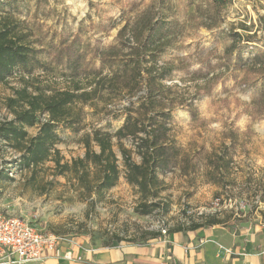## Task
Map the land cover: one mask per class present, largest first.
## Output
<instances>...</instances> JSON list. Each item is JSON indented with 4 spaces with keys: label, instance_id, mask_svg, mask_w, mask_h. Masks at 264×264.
Returning <instances> with one entry per match:
<instances>
[{
    "label": "rangeland",
    "instance_id": "374dc122",
    "mask_svg": "<svg viewBox=\"0 0 264 264\" xmlns=\"http://www.w3.org/2000/svg\"><path fill=\"white\" fill-rule=\"evenodd\" d=\"M158 1V0H157ZM183 27V36L177 43L175 54L167 57L177 68L171 94L176 101L171 123V136L182 150V155L194 159L195 172L183 174L178 168L164 174L166 191L161 201L170 206L169 213L156 211L151 216L136 214L139 204L136 190L126 183L122 149L130 152L134 162L140 163L135 142L114 140L121 179L96 206L91 200L83 201L75 181L55 176V164L47 163L34 182L29 174L12 172L14 182L0 181V208L9 216L27 219L47 233L62 238L61 244L76 238L88 239L96 247H105L114 238L125 244L146 242L149 232H162L163 236L178 226L203 222L207 216L218 214L227 225L240 228L245 223H264V117H254L252 97L254 89L241 85L242 73L219 68L230 46L229 32L241 35L256 34L259 44H250L244 59H250L252 48L264 51V0H221L218 10L223 23L214 30L199 27L214 0H173ZM3 2V1H0ZM156 0H27L17 11L23 30L32 42L42 48L60 40L85 47H106L115 42L118 29L109 31L113 22L125 13L137 12ZM218 3V2H217ZM219 4V3H218ZM220 8V9H219ZM202 12V13H201ZM195 16L193 18L192 16ZM102 23L100 26L99 23ZM246 25L251 33L241 31ZM39 43L36 45L39 48ZM43 54L47 67L36 73L37 82L53 89H65L70 73L65 63L59 64L54 50ZM211 61L208 65L207 62ZM201 70V71H200ZM22 87V75L0 84V121L11 119L4 102ZM144 95V92L140 94ZM131 101L138 106L137 98ZM128 99L105 106L95 102V107H83L84 119L81 134L102 128L117 132L124 124L123 109ZM136 108V107H135ZM39 125L28 129L31 136L38 133ZM64 143L58 149L64 162L83 158L85 150L76 141L70 129L58 130ZM233 148L234 160L225 179L229 186L207 183L210 161L225 147ZM9 155V160L17 159ZM220 195V199L217 198ZM217 195V196H216ZM238 228L236 229L237 231ZM241 230V229H240ZM166 232V234H164Z\"/></svg>",
    "mask_w": 264,
    "mask_h": 264
},
{
    "label": "trees",
    "instance_id": "16d2710c",
    "mask_svg": "<svg viewBox=\"0 0 264 264\" xmlns=\"http://www.w3.org/2000/svg\"><path fill=\"white\" fill-rule=\"evenodd\" d=\"M0 1H3L0 2V84L22 75V87L14 89L13 95L4 102L12 118L0 121V181L14 182L11 175L16 170L29 174L35 182L42 167L52 162L55 164L54 175L75 181L81 199L95 198L91 204L96 206L121 179L114 140L122 143L124 139H132L141 162H134L124 148L122 155L126 183L139 196L135 212L140 216H151L156 211L169 213L170 206L161 201V195L166 191L161 176L178 168L183 174L195 172L194 159L183 156L171 136L176 101L171 96L173 87L167 83L174 81L177 68L167 57L175 54L177 43L183 36L174 1L156 0L134 14H131L133 11L127 15L124 13L110 26L109 31L118 29V33L115 42L106 47H91L90 44L81 47L77 40L69 42L66 39L58 44L52 42L42 49L41 43L30 40L22 28L23 22L16 15L21 9L20 3L27 0ZM218 5L222 6V1L214 0L207 13L201 16L199 27L211 31L222 25L221 14L216 12L214 16L211 9L218 10ZM262 21L264 23V17ZM241 31L251 33L246 25H241ZM228 38L230 46L218 67L243 74L241 85L248 91L254 89L252 115L264 117V51L253 47V56L244 59L250 44L260 42L256 34L244 36L236 30L229 32ZM38 43L39 48L36 47ZM49 50L56 52L58 63H65L70 73L72 82L65 89H53L37 82L36 73L47 67L42 55ZM207 64L210 65L211 61ZM142 92L144 95L140 96ZM133 98H137L138 106L131 101ZM124 99H128L130 105L120 114L126 117L117 132L99 128L81 134L84 106L95 107L94 103L99 101L107 110L108 105ZM38 125L37 135L31 136L28 129ZM61 127L80 135L76 143L85 150L83 158L64 162L58 149V145L64 143L58 133ZM9 155L18 158L9 160ZM233 160L232 146L214 155L207 183L227 188L229 185L225 179ZM217 195L216 199H220ZM262 215L264 217V212ZM219 217L218 214L210 215L203 222L178 226L167 234L226 226L227 220ZM147 236L146 241L163 234L149 232ZM123 241L114 238L105 247L117 246Z\"/></svg>",
    "mask_w": 264,
    "mask_h": 264
},
{
    "label": "crops",
    "instance_id": "0c3cea01",
    "mask_svg": "<svg viewBox=\"0 0 264 264\" xmlns=\"http://www.w3.org/2000/svg\"><path fill=\"white\" fill-rule=\"evenodd\" d=\"M237 228L204 227L113 247L76 238L47 252L40 264H264V223Z\"/></svg>",
    "mask_w": 264,
    "mask_h": 264
},
{
    "label": "built area",
    "instance_id": "2783aa9c",
    "mask_svg": "<svg viewBox=\"0 0 264 264\" xmlns=\"http://www.w3.org/2000/svg\"><path fill=\"white\" fill-rule=\"evenodd\" d=\"M61 241L62 238L43 231L33 222L9 216L0 208V264H40L45 254L54 251Z\"/></svg>",
    "mask_w": 264,
    "mask_h": 264
}]
</instances>
